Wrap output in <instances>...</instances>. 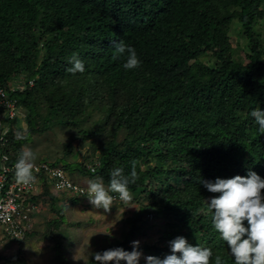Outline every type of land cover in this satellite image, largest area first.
I'll list each match as a JSON object with an SVG mask.
<instances>
[{
    "label": "trees",
    "instance_id": "1",
    "mask_svg": "<svg viewBox=\"0 0 264 264\" xmlns=\"http://www.w3.org/2000/svg\"><path fill=\"white\" fill-rule=\"evenodd\" d=\"M262 19L264 0H0V86L15 81L10 92L26 123L3 118L0 155L16 160L35 134L54 127H69L82 139L107 137L96 148V170L85 162L77 168L108 186L114 168L128 175L135 167L128 187L142 206L131 232L145 233L149 220L163 217L169 225L163 238L184 236L212 249L209 264L217 256L234 264L205 202L219 193L199 181L246 175L249 168L264 178V129L250 116L253 108L264 110V33L255 28ZM235 25L249 63L237 57ZM118 41L135 48L138 67L124 69L127 54L115 53ZM73 54L84 61L83 73L67 71ZM94 104L100 117L89 128ZM63 160L78 182L74 163ZM45 192L93 207L44 182ZM168 241L144 249L163 258ZM14 261L27 264L19 256ZM89 263L100 264L93 257Z\"/></svg>",
    "mask_w": 264,
    "mask_h": 264
},
{
    "label": "rangeland",
    "instance_id": "2",
    "mask_svg": "<svg viewBox=\"0 0 264 264\" xmlns=\"http://www.w3.org/2000/svg\"><path fill=\"white\" fill-rule=\"evenodd\" d=\"M255 28L257 32L264 33V20H259ZM231 40L239 52L237 57L240 56L244 59V63H249L251 60L242 49V45L246 46L247 42L239 33L237 25L231 31ZM89 111L92 116L86 126L92 128L97 125L95 120L100 117V112L96 104L91 106ZM19 124L26 128L25 121L22 120ZM122 137L121 133L119 139ZM104 139L100 134L82 139V134L76 130L69 127H54L43 134H35L33 142L25 144L24 150L31 149L36 161L48 157L50 160L59 159V164L62 166L63 159L74 163L73 167H76V170L72 174L73 178L87 185L89 179L99 177L87 176L77 167H80L79 162H85L86 166L93 164L92 161L95 160L96 164L100 163L98 161L100 151L96 148L106 142ZM69 143H72V152L67 154ZM63 192L71 195L68 191ZM60 194L58 198L45 192L41 210L34 217L32 231L23 242L10 243L5 240L6 244L0 248V264L6 261L10 263L17 256L27 264H62V259L68 264H90L92 253L105 247H122L132 251L131 242L135 240L140 241L139 246H142L138 248L142 253L139 264H145V257L148 255L160 257L155 251H148L144 247L168 241L162 236L163 232L169 229L167 220L163 217L148 219L149 223L144 228L145 233H132L130 220L135 218L142 205L131 193L130 199L111 205L109 210L87 208L83 200L79 203L74 202L70 197ZM168 248L169 254L170 247ZM58 250H61V253L59 252L61 259L58 257ZM112 263L114 264L112 261L107 262V264ZM120 264L126 262L121 260Z\"/></svg>",
    "mask_w": 264,
    "mask_h": 264
},
{
    "label": "clouds",
    "instance_id": "3",
    "mask_svg": "<svg viewBox=\"0 0 264 264\" xmlns=\"http://www.w3.org/2000/svg\"><path fill=\"white\" fill-rule=\"evenodd\" d=\"M114 49L118 55L127 54L123 64L124 69L130 70L141 64L135 48L131 45L118 41ZM68 62L72 65L67 69L68 72L74 74L85 71L84 61L77 54H73ZM30 81L29 86H31ZM250 116L254 118V122L260 129H264V110L253 108ZM0 159H7V156H0ZM34 160L35 154L31 149L18 154L14 164V176L17 183L27 185L35 181ZM136 178L135 167L128 175L124 174L122 168L116 167L110 172L107 187L101 178L89 179L87 181L89 203L93 207L109 210L114 199L111 193H118L121 200L130 199L128 186L134 183ZM199 183L203 184L209 192L219 193L218 196L210 197L205 202L212 212V227L226 243L234 264H264V194H262L264 178L249 168L246 175L237 174L230 178L217 177L214 180L200 178ZM131 243L132 251L122 247L110 248L92 253L93 260L100 264H107L109 261L120 264L121 260L126 264H139V258L142 255L138 250L140 241L135 240ZM169 247L170 253L163 258L146 256L145 264H209L214 255L211 248L199 243L194 246L184 236H177L169 241ZM215 264H222L219 256L215 257Z\"/></svg>",
    "mask_w": 264,
    "mask_h": 264
},
{
    "label": "built area",
    "instance_id": "4",
    "mask_svg": "<svg viewBox=\"0 0 264 264\" xmlns=\"http://www.w3.org/2000/svg\"><path fill=\"white\" fill-rule=\"evenodd\" d=\"M34 81H30L32 86ZM11 88V90H9ZM20 91L23 88H18ZM17 86L9 83L8 87L0 86V129L3 127V118L23 120V107L18 99L11 95L10 91H16ZM3 136L0 137V140ZM0 159V248L6 242H23L33 228L34 215L41 210L44 196V182L47 190L53 192L68 191L73 196L84 199L88 204V186L75 182L69 173L60 164L34 160L33 174L35 181L30 184L17 183L14 176V164L16 160ZM100 164V163H99ZM99 164H89L87 168L94 172ZM114 199L111 205L120 201L118 193H111ZM38 196V197H37ZM41 197V199L39 198ZM91 205V204H90ZM152 218V214L148 215ZM3 235V236H1ZM14 260L6 264H17Z\"/></svg>",
    "mask_w": 264,
    "mask_h": 264
}]
</instances>
